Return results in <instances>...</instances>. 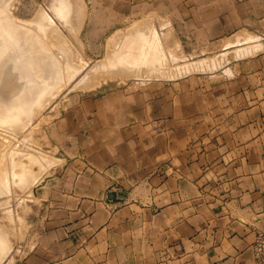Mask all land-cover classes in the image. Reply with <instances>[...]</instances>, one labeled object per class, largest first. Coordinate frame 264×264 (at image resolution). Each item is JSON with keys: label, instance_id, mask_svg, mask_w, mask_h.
<instances>
[{"label": "crops", "instance_id": "obj_1", "mask_svg": "<svg viewBox=\"0 0 264 264\" xmlns=\"http://www.w3.org/2000/svg\"><path fill=\"white\" fill-rule=\"evenodd\" d=\"M125 1L86 3L101 15L136 2ZM238 6L236 33L251 36L231 44L218 71L85 102L91 138H61L62 165L34 200L42 229L15 264H254L264 234V0ZM215 29L232 32L223 17Z\"/></svg>", "mask_w": 264, "mask_h": 264}, {"label": "rangeland", "instance_id": "obj_2", "mask_svg": "<svg viewBox=\"0 0 264 264\" xmlns=\"http://www.w3.org/2000/svg\"><path fill=\"white\" fill-rule=\"evenodd\" d=\"M11 1L7 2L8 5L10 3L11 4L9 7L6 5L8 7L6 8L8 10L10 9L12 15L15 16L13 24L18 21H27V19L28 21H31L33 16L39 14L38 10L41 9L40 6H43L49 18L56 21L61 26L63 33L66 35L68 41L67 47H69H66V49H71V54L73 55L71 58L72 61H74V64L84 67L77 75L72 77L70 82H65L62 76L60 79L61 83L59 80L60 77L56 78V80L53 78L55 81L58 79V83H56L52 78H50L52 81L49 80V78L47 79V81L51 82L45 84L47 89L44 90L41 97L39 96V99H44V96L49 91V94H47L45 99L49 96L52 102L50 98H47V107H43V103L38 106V109L40 107L42 110H37L36 106L28 104L20 111V115L14 120L8 116V112L0 111V126L3 128H0V153L2 152L4 154V156L2 155L3 157L0 161L3 166L5 163L9 162V166L8 164L5 166L11 171L18 173L21 171V165L29 162L30 159L28 158L35 152V154L39 152H42V154L48 153L53 161L54 158L56 159L54 162H59L54 163L51 160L50 163L49 161L50 164L48 163L46 169H44L42 178L30 188V190H32L31 192H28L30 191L29 189H22L21 185L18 186L20 184V179L17 175H11L12 177H8L10 185L7 190H11V192L7 193L8 191H6L5 188V191L0 190V193L2 192L0 200H4L2 197L6 198L7 194L9 197V200H4H8L6 205H4L5 208L4 206H0V227L2 226L7 229L8 237L12 243L10 249L7 251L9 253L5 254V258L0 264H15L18 258H25V256H27V245L32 242V238L36 230L42 229V224L35 223V220L43 213L44 208H42L41 205H37L38 203L34 200L37 199L36 196L41 192L45 176L49 175L53 169H56V167L62 165L63 159H61V157L63 155L61 152H64L67 149V144H64L61 138H91V130L89 126L93 120L94 114L92 113V109L85 108V102L88 100L105 99L110 93L121 92L126 88L155 86L161 83H173L179 79L189 76L207 75L218 71L221 67H224L227 64L226 61L228 53L233 49V47L231 48V41L237 39V34L243 33L242 31L236 33V28L238 25L243 23V18H245L242 14H236L238 10H243V8L239 7L238 4L244 0H136L133 7L125 5L122 8H110V11H113L112 13L101 15H94L89 12L92 9L87 7V0H67L70 2V10L72 11L67 19L70 17L71 22L69 23H72V25L79 24V16L76 12L80 5L83 10V24L76 34V31L70 29L66 18L56 12L55 4L57 3V0ZM250 1L251 0H248L249 3ZM121 2L126 1L121 0ZM222 9L227 10L228 13L222 16L219 15L218 13ZM8 10L4 13L6 14ZM120 10L126 13H116V11ZM0 14L2 15L3 13L0 12ZM16 17L19 19L17 20ZM221 17L224 19V24H227V27H229L230 31H232L228 33V38H226V36H219L217 32H214L217 25L220 24ZM246 17L250 19L252 16ZM16 27L19 28L18 25H16ZM94 27L95 30H93ZM155 31L160 38L159 42L161 41V48H163L162 50L168 58V68H172L174 66L178 67L188 61H195L205 57L220 58L222 57V54L220 53L227 51L226 56L223 58L222 66L214 70H191L189 72H183L177 76L161 75V69L165 67L164 64L158 63L159 66L156 68L157 65H152L151 63L143 61V58L152 59L156 55L157 51L156 48H151L152 50L147 53L148 55L145 57L146 52L143 51H147L149 45L148 43L152 42V40L145 39L143 34ZM245 34L248 33L246 32ZM221 38H224L225 40L222 42ZM226 39L231 43L227 44L228 42H225ZM53 40L57 39L52 38V42ZM56 42H53L55 44H53L54 46H56ZM117 43H119V45H115ZM223 44L226 45L223 46ZM53 45L52 51L55 52ZM117 46L118 48H116ZM54 54H56V52ZM77 54L80 59L77 57ZM56 56L58 55L56 54ZM53 57H55V55ZM106 61L110 63L112 62V64L108 63V66ZM137 62H139V65ZM97 64H99L98 67H96ZM149 66L156 69L157 72H151V70L148 69ZM106 67H110L111 70H105ZM54 82L56 84H54ZM78 82L79 85L77 84L78 86L76 87L75 84ZM59 86H62L61 90L57 88ZM58 90L60 93H58ZM37 95L38 94L36 92L33 94V97H38ZM36 110L41 113L39 112L38 114ZM17 111L19 110H14L12 113ZM33 111H35V113H33ZM27 116H31L32 119L29 117L27 119ZM24 118L27 121L31 120V125L28 122H24ZM20 122L22 124H18ZM16 123L19 129L22 125L23 129H20L21 132L19 129H15L17 126ZM14 125H16L15 128L13 127ZM24 125L27 127L24 128ZM7 127L12 129L9 130ZM7 129L8 131L6 132ZM27 132L32 134V136L29 134L26 136ZM7 133L9 135H14L15 138L17 136L15 141L12 140V135H6ZM5 136L10 139H7ZM14 136H12L13 139ZM23 137L26 138L23 139ZM21 139H23V141L27 139L26 141L28 142L24 144L23 141H19ZM18 141L23 142L24 145L21 147ZM9 143H11V145ZM17 146H20L19 149ZM21 148H23L25 152ZM20 149V152L17 151ZM3 150L7 151L8 154L3 152ZM37 156L39 157L40 154H37ZM5 158L8 160L7 162L4 161ZM39 158H41V156ZM10 159L12 160L9 161ZM37 164L38 163H35L34 166L31 165L32 168L35 170L40 169ZM4 201H0V203L5 204ZM9 202L10 205L8 204ZM6 212L9 214H6ZM10 214L12 218H14V222L8 218V215ZM19 226L24 228L20 229L21 227ZM22 230L25 232L24 234Z\"/></svg>", "mask_w": 264, "mask_h": 264}, {"label": "bare ground", "instance_id": "obj_3", "mask_svg": "<svg viewBox=\"0 0 264 264\" xmlns=\"http://www.w3.org/2000/svg\"><path fill=\"white\" fill-rule=\"evenodd\" d=\"M6 1L7 0L0 1V12L3 13L2 15L0 14V21H1V23H0V111L8 112V116L11 117L12 120H14L15 118H17L20 115V111L28 104H31V105L33 104V106H36L37 110H42V109H40V107L38 109V106L42 103H43L42 104L43 107L44 106L47 107V103H48L47 98H50V97L48 96L46 99H45V97L47 96V94H49V91L44 96L45 100L43 98L39 99V96L41 97L44 90L47 89L45 87V84L48 82L50 83L52 81L50 78H52V79L55 78V80H56V78L60 77L59 78V80H60L61 76H62V78H64L65 82H70L72 77L77 75L78 72H80L84 66L74 64V61H72V58H71V57H73V55L71 54V49L70 50L66 49L67 44H68L66 35L63 33L61 26L56 21L49 18L48 14H47L46 10L43 8V6H40L41 9L38 10L39 14L38 15L36 14V16H33V19L31 21H28V19L26 21L24 19L25 21H21L24 24L19 22V21L18 22L20 24L18 22L17 23L15 22L16 25H18V27H19V28H17L15 23L13 24L15 16L12 15V13L10 12V9L9 10L7 9L11 4L10 3L8 5L7 2H10L11 0L10 1L8 0L7 2ZM6 5H8V7ZM55 8H56V12L58 14H61L62 17L66 18L70 29L73 31H76V34H77V31L80 30V28L83 24V17H84L81 5H80V7H78L77 12H76L77 15L79 16V18H78L79 24L78 25L77 24L72 25V23H69V22H71L70 17L67 19V17L72 13V11L70 10V2H68L67 0H57V3L55 4ZM6 10H8V12H6V14H5L4 12ZM18 19L19 18H17V20ZM17 20H15V21H17ZM143 36L145 37V39H151L152 40V42L148 43L149 45H148L147 51H143V52H146L145 57H147V55H148L147 53H149L152 50L151 48L157 49L156 55L152 59L151 58H143L144 59L143 61L151 63L152 65L153 64L157 65L156 68H158L160 63L164 64L165 67L164 68L161 67L162 69H161V73H160L163 76H168V75L177 76L183 72H189L191 70H198V69L207 70V69H214V68L220 67V66H222V61H223L224 56H226V54H227V51H226V52L221 53L222 57H220V58H218V57L206 58L205 57V58H201V59H198L195 61H188V62H186L183 65H180L178 67L174 66L172 68L171 67L168 68V66H167L168 65V62H167L168 58L165 55V53L163 52V50H162L163 48H161V44H160L161 41L159 42L160 38H159L158 34L156 33V31L152 32V33L143 34ZM250 36H251L250 34H237L236 35L237 39L234 40L232 43L237 42V41L242 40V39L250 38ZM52 38L57 39V40H53V42L57 41L56 46H54L55 44L52 42ZM122 41H121V43H122ZM230 43L231 42H228L227 44H230ZM52 45L54 46L53 47L54 51L56 52V54L58 56H56V54H54L55 52L52 51ZM115 45H119V43H117ZM67 48H69V47H67ZM116 48H118V46ZM243 49L250 50L252 48L246 47ZM243 49L240 48V51H242ZM53 54L55 55L56 58L53 57L54 56ZM78 54H77V57H78ZM141 58H142V56H141ZM141 58H140V60H141ZM108 63L112 64V62L111 63L107 62V65H108ZM137 63L139 65V62H137ZM98 65L99 64H97V66L96 65L95 66L98 67ZM130 65H132V64H130ZM104 66H106V65H104ZM117 66H119V65H117ZM92 69H94V68H92ZM148 69L151 70V72H157L156 69H153L150 66ZM105 70L110 71L111 69H110V67H106ZM155 75H157V74H155ZM48 78L51 81H47ZM64 80L62 79L63 82H64ZM81 81H83V80H81ZM55 82L58 83V79ZM55 82H54V84H56ZM60 83H61V80H60ZM60 83H59V85H60ZM77 84L79 85V82L75 84L76 87L78 86ZM57 86H58V84H57ZM61 87L62 86H59L57 88H59L61 90ZM76 87H74V88H76ZM52 88H54V87H52ZM50 90H52V89H50ZM36 92L38 94L37 95L38 97H33V94H35ZM58 93H60L59 90H58ZM54 94H56V93H54ZM50 96H51V94H50ZM54 97H55V95H54ZM35 98H37V99H35ZM50 100H51V98H50ZM51 102H52V100H51ZM14 110H19V111L12 113ZM39 112L40 111H37L38 114H39ZM33 113H35V111H33ZM32 115H34V114H32ZM31 116L30 117L27 116V119H28V117L31 118ZM23 120H25L24 122H26V123L28 122L31 125V122H30L31 120L27 121L25 118ZM18 124H22V123L20 122ZM16 125H17V123H16ZM16 125H14L13 127L15 128ZM9 127H7V128H9ZM20 127L22 128V125ZM26 127L27 126L24 125V128H26ZM0 128H1V126H0ZM1 129H3V128H1ZM1 129H0V131H1ZM11 129L9 128V130H11ZM15 129L16 130L19 129L18 125L16 126ZM20 129H19V131L21 132ZM3 131H5V130H3ZM7 131H8V129L6 130V132ZM31 131H32V129H31ZM8 133H10V132H8ZM8 133L6 135H9ZM28 134H29V132L26 133V136H28ZM10 135H12V134H10ZM29 135L32 136V134H29ZM12 136H14V135H12ZM12 136H11L12 140L15 141L17 136H16V138L14 136V139ZM24 138H26V137H23V139ZM7 139H10V138L8 137ZM23 139H21L19 141H23ZM26 140L23 141L24 144H26V142H28ZM29 141H30V138H29ZM10 142H12V141H10ZM23 142H19V145L21 147L24 145ZM21 143H22V145H21ZM9 144L11 145V143H9ZM14 147H15V145H14ZM19 147H18V149H19ZM23 148H21V149L25 152L26 149L24 148L25 149L24 150ZM21 149L17 150V151L20 152ZM3 152H6L8 154L7 151L3 150ZM38 152H39V150H38ZM35 153H33V155H31L28 158V159H30L29 162L23 163V165H21L22 166L21 171L18 173L11 171L8 167L5 166L7 164L9 166V162L8 163L3 162V163H5L3 166L2 162L0 161V163L2 164V166L0 164V168H1V170H0V190H4V188H5L6 191H8L7 188H9L8 186L10 185L9 184L10 181L8 182V177H10L11 175H17L19 177V179H20L19 183L20 184L18 186L21 185V188L24 190H28V189L30 190V188L42 178L44 169H46V166L48 165L49 161L51 163V160L53 161V159L48 155V153H45V154L44 153L42 154V152L37 153V154H40L41 158H39L40 156L38 157L37 154H35ZM2 155L4 156V154L2 153L0 159L3 157ZM5 159H4V161L7 162L8 160L7 159L5 160ZM11 160L12 159H10L9 161H11ZM55 160L56 159L54 158V161ZM53 162H52V164H53ZM56 162H58V161H56ZM56 162H54V163H56ZM35 163H38L37 165L40 167V169L35 170L32 168V166H34ZM10 166L13 168V166L11 164H10ZM31 191L32 190H30L28 192H31ZM9 192H11V190L8 191L7 193H9ZM1 193H0V196H1ZM10 196H11V194H10ZM7 197H8V194H7ZM7 197L6 198L2 197V199H4V200L8 199L9 200V197L8 198ZM4 200H0V201H4ZM8 200L4 201L5 204L0 203V204H2L0 206L6 205ZM8 204L10 205V202ZM4 208H5V206H4ZM7 213L8 212H6V214ZM8 218H10V220L12 222L15 221L14 218H12L11 214L8 215ZM1 227H0V263L5 258V254L9 253L7 251L10 249L11 244H12L11 240L8 237L7 229H5L3 227L1 228ZM19 227H21V226H19ZM23 228L21 227L20 229H23ZM20 232H21V230H20ZM22 232H23V230H22ZM24 233L25 232H23V234Z\"/></svg>", "mask_w": 264, "mask_h": 264}, {"label": "built area", "instance_id": "obj_4", "mask_svg": "<svg viewBox=\"0 0 264 264\" xmlns=\"http://www.w3.org/2000/svg\"><path fill=\"white\" fill-rule=\"evenodd\" d=\"M254 264H264V234L254 242Z\"/></svg>", "mask_w": 264, "mask_h": 264}]
</instances>
